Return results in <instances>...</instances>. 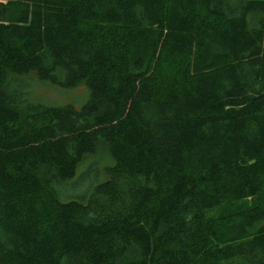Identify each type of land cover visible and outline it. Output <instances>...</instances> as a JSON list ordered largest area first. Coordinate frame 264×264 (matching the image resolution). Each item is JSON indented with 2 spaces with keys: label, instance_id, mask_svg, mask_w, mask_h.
<instances>
[{
  "label": "trees",
  "instance_id": "obj_1",
  "mask_svg": "<svg viewBox=\"0 0 264 264\" xmlns=\"http://www.w3.org/2000/svg\"><path fill=\"white\" fill-rule=\"evenodd\" d=\"M0 264H264V0H0Z\"/></svg>",
  "mask_w": 264,
  "mask_h": 264
},
{
  "label": "rangeland",
  "instance_id": "obj_2",
  "mask_svg": "<svg viewBox=\"0 0 264 264\" xmlns=\"http://www.w3.org/2000/svg\"><path fill=\"white\" fill-rule=\"evenodd\" d=\"M26 94L27 97L33 102H39L47 106H67L71 105L75 108H81L88 100V90L84 85H79L75 88H64L60 85H53L48 82H40L35 79H30L27 82ZM94 163V164H93ZM93 164V168L98 171L103 170L105 167L111 165V160L108 161L106 155L102 152L93 156L88 160V163L81 166V169H89ZM96 171V170H92ZM62 201L65 198L61 199Z\"/></svg>",
  "mask_w": 264,
  "mask_h": 264
}]
</instances>
